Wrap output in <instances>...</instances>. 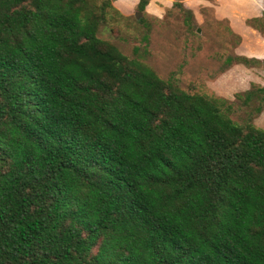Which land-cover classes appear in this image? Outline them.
<instances>
[{"label":"trees","instance_id":"trees-1","mask_svg":"<svg viewBox=\"0 0 264 264\" xmlns=\"http://www.w3.org/2000/svg\"><path fill=\"white\" fill-rule=\"evenodd\" d=\"M113 1L0 0V264H264V86L158 77L102 38L129 20ZM244 24L264 37V8ZM226 27L220 73L264 64Z\"/></svg>","mask_w":264,"mask_h":264},{"label":"rangeland","instance_id":"rangeland-1","mask_svg":"<svg viewBox=\"0 0 264 264\" xmlns=\"http://www.w3.org/2000/svg\"><path fill=\"white\" fill-rule=\"evenodd\" d=\"M162 1L157 5L160 8L158 17H144L150 26L145 47L140 41L143 29L130 22L135 13L134 8L126 15L129 20L117 19L120 39L108 31L102 34V38L128 57H133L132 47H138L140 61L160 78H166L171 72L175 73L179 88L185 92L216 94L233 101L235 94L245 92L251 84L264 86L262 63L251 68L232 65L220 73L223 59L231 55L234 38L228 33L226 23L216 21L210 9L201 13L200 5L195 8L191 1L182 0V5L191 11L197 27L196 34L192 35L186 32L182 24V14L176 8H170L173 0ZM149 12L152 11L149 9ZM254 123L264 130V109Z\"/></svg>","mask_w":264,"mask_h":264},{"label":"crops","instance_id":"crops-1","mask_svg":"<svg viewBox=\"0 0 264 264\" xmlns=\"http://www.w3.org/2000/svg\"><path fill=\"white\" fill-rule=\"evenodd\" d=\"M161 1L149 0L145 12L153 17H158L160 8L157 5ZM189 1L195 8L199 5L212 7L214 18L219 21H226L230 31L240 37L239 44L233 49L236 55L258 60L264 59V37L244 24V20L262 15L264 0H213V5L205 0ZM136 2L137 0H115L112 5L120 14L126 16L132 11ZM149 9L152 12H149Z\"/></svg>","mask_w":264,"mask_h":264},{"label":"water","instance_id":"water-1","mask_svg":"<svg viewBox=\"0 0 264 264\" xmlns=\"http://www.w3.org/2000/svg\"><path fill=\"white\" fill-rule=\"evenodd\" d=\"M133 16L135 17L136 20H138L140 13H134Z\"/></svg>","mask_w":264,"mask_h":264}]
</instances>
